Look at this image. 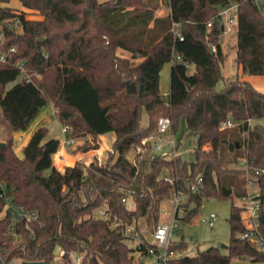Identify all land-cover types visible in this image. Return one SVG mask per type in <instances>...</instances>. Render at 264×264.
<instances>
[{
  "label": "trees",
  "instance_id": "trees-1",
  "mask_svg": "<svg viewBox=\"0 0 264 264\" xmlns=\"http://www.w3.org/2000/svg\"><path fill=\"white\" fill-rule=\"evenodd\" d=\"M10 1L0 0L4 48L17 47L13 57L25 60L32 80L13 63H0V122L9 135L0 142V181L13 188L14 204L37 211L39 218L29 228L17 223L21 240L14 242L10 215L0 216V251L6 261L19 257L75 264L74 257L80 256V264H150L135 259L122 223L113 226L110 219L95 216L106 199L113 217L118 210L123 216L117 219L128 223L144 218L153 230L161 204L181 190L188 197L182 218L187 224L206 198L243 197L247 172L257 170H263L259 181L264 233V125L255 123L264 118V90L239 76L217 89L227 58L219 22L226 4L238 5L236 61L241 71L264 77V0H18L21 10L4 5ZM163 4L168 12L158 15ZM28 11L39 17L28 18ZM16 18L22 21L21 31L11 26ZM118 49L131 55L121 56ZM176 56L182 60L171 64L166 100L160 73ZM47 103L57 109L59 121L71 127L72 138L89 135L95 141L82 144L83 150L99 148L100 136L114 132L109 159L102 163L95 156L89 164L76 160L60 170L54 155L61 141L46 139V126L34 131L19 156L14 132L27 129ZM158 114L171 118L173 135L181 130L197 136L191 161L151 148L130 158L155 131ZM228 119L237 124L225 127ZM177 141L179 147L182 138ZM198 177L204 183L192 191L190 183ZM129 196L134 207L124 216ZM4 206L0 199V213ZM241 211L233 202L228 253L210 246L184 255L188 243L183 240L172 246L177 254L167 264H231L233 257L264 260L255 243L239 236L245 231ZM57 248L65 254L57 256Z\"/></svg>",
  "mask_w": 264,
  "mask_h": 264
},
{
  "label": "built area",
  "instance_id": "built-area-1",
  "mask_svg": "<svg viewBox=\"0 0 264 264\" xmlns=\"http://www.w3.org/2000/svg\"><path fill=\"white\" fill-rule=\"evenodd\" d=\"M238 21V5L236 3L226 4L219 12V22L223 25L222 36L232 34L236 32ZM17 31L22 30V21L20 18H16L11 24ZM208 27L212 26V22H208ZM183 39V37H181ZM5 36L0 27V63L9 64L13 63L17 66L23 77L27 81L32 80V74L28 71L25 60L14 59V55L17 53V47L13 46L9 50L4 48ZM213 50L216 51L217 47L213 45ZM177 60H182L181 56H176L171 63ZM186 67L191 68V64L188 61H184ZM170 92H164L163 98L168 100ZM252 119L250 122L252 123ZM237 122L232 119H228L225 123V127H233ZM63 132L67 133L71 130L69 125L62 124ZM172 121L169 116L160 115L157 118V127L148 136L142 139L141 144L134 148V155H139L146 152L151 148L152 152L162 151L167 149L162 154H179L177 152L178 141L175 135L172 134ZM172 134L167 136V134ZM210 144V143H208ZM245 165V162H242ZM263 170H257L255 173L247 172L246 175V194L241 197V220L245 225V231L240 233L239 236L243 239H247L255 243L261 252H264V233L262 230V199H261V187L259 181V175ZM204 183L202 177H198L195 181L190 183V189L197 191ZM13 188L9 187L7 183L0 181V199H3L5 206L0 216L10 215L12 224L10 226V232L14 235V242L21 240V234L17 232V223H24L27 228L30 226L32 220L39 218V213L35 210L30 211L19 207L13 203V196L10 191ZM174 199V207L171 211V219L164 221L162 217H165V213L160 215L161 220L152 230L153 238L149 239L146 234L139 231L136 222L128 223L122 219H119V223L123 224V232L126 237L132 241L134 247V257L138 261H144L150 264H167L171 260L176 252L171 248L174 244H180L183 238H178L177 232L179 229L178 219H181L187 213L188 197L181 191H173L172 197ZM106 199L102 208L99 210L100 217L110 219L112 208H110ZM216 213H210L203 215L200 221L213 227L217 220ZM65 254L64 250H61L59 256ZM253 264H264V260H256L250 258ZM1 264H21L23 259L19 257H13L6 261L0 251ZM81 257H74L75 264H80Z\"/></svg>",
  "mask_w": 264,
  "mask_h": 264
},
{
  "label": "rangeland",
  "instance_id": "rangeland-1",
  "mask_svg": "<svg viewBox=\"0 0 264 264\" xmlns=\"http://www.w3.org/2000/svg\"><path fill=\"white\" fill-rule=\"evenodd\" d=\"M101 1H110V0H101ZM4 5L10 6L11 8H14L15 10H21L22 6L20 1L18 0H12L9 3H6ZM168 12V7L166 4H163L160 9L158 10V15H166ZM28 18H37L39 17L36 13H31V11H28L27 14ZM223 49L226 53V61L222 65V74L224 75V78L221 79L217 84V89H221L225 85V81L227 79H235L238 76L243 79H248L252 81L260 90H264V77L256 76V75H249L244 74L241 71V68L239 67L237 61H236V36L235 33L228 34L226 36H223ZM118 54L124 57H129L131 54L123 49H118ZM135 61H139L135 60ZM171 62L167 63L161 73H160V89L161 93L169 92L170 90V70H171ZM192 69V66H191ZM35 77L40 78V75H35ZM34 77V78H35ZM123 96L122 94L119 95L118 100H122ZM163 114H158L157 116H160ZM149 122L148 115L144 111L143 118H142V124L146 126ZM255 123H261L264 125V118H258L255 120ZM40 126H46L48 129L46 139H49L51 137L59 138L61 142L65 141L70 137V132L64 133L63 132V125L58 119L57 116V109L53 107L51 103H47L45 106H43L38 113V115L31 121L28 128L25 130H18L14 132V141H15V151L19 156H23V147L25 144V141L28 139L29 135L38 127ZM172 134H167V136H171ZM9 135L4 127V124L0 122V142H6ZM176 137L182 138L181 143L179 144V147L177 148V152L181 154V156L191 161L193 159V149L197 145V136L196 135H188V134H182L181 130H179L176 133ZM81 138V137H78ZM102 142L104 145L109 146L112 145L116 139V135L114 132H109L106 134H103ZM95 142V141H94ZM91 140V136L84 137L83 145L85 144H93L94 143ZM100 147V142L98 143ZM80 145V151L87 152L89 150L98 149V148H91L88 150H83L82 146ZM211 144H207L206 148L210 149ZM167 149H164L162 151H157L158 153H164ZM106 154V153H105ZM111 156V155H110ZM109 156V157H110ZM134 156V153L132 152L130 154V158ZM105 156L102 158L101 162L104 163ZM54 159L56 160V167L60 170H64L66 164H70L73 162L74 158L72 156H68L63 146L60 147V150L54 155ZM65 160L62 163H58V160ZM85 163L84 159H78ZM234 204H241V199L238 197H234V200L231 198L227 199H218L215 197L206 198L203 202L202 207L200 208L197 215L193 217V219L187 223L184 224L183 220L178 219L179 224V231L177 232L178 238H183L184 241L188 243V247L186 250H184L182 253L184 255H195L198 250H204L210 246H216L221 248V250L224 253H228V248L223 247V245L228 246L230 244L231 240V228H230V222L229 217L231 213V207L232 203ZM191 205V204H190ZM103 206V205H102ZM102 206L94 212L95 216L100 217L99 210L102 208ZM134 207V202L129 196L127 200H125V208L123 209L124 216H128L127 212L125 210L132 209ZM174 207V199L170 198L168 200H165L161 204V212L160 215L165 213V217H162V220L167 221L171 219V211ZM210 213H216L217 214V220L213 227H210L209 225L203 223L200 221L201 216L207 215ZM114 217L112 213L110 214V220L112 221L113 226H116L119 223V219H117V216H123L121 213L119 214V211H114ZM133 222H136L139 226L138 229L140 232L147 235L149 239L153 238L152 229L149 227L146 223V220L144 218H140L138 220L133 219ZM161 218L159 219V221ZM130 243L132 241L129 240ZM61 250L57 248L56 255L61 254ZM177 254V253H176ZM77 257V256H75ZM53 264H64L62 260H57ZM231 264H253V261L250 258L247 257H233Z\"/></svg>",
  "mask_w": 264,
  "mask_h": 264
},
{
  "label": "crops",
  "instance_id": "crops-1",
  "mask_svg": "<svg viewBox=\"0 0 264 264\" xmlns=\"http://www.w3.org/2000/svg\"><path fill=\"white\" fill-rule=\"evenodd\" d=\"M34 131L29 135L28 139L25 141L24 146L26 145V143L28 142L29 138L34 133ZM101 137H102V135L99 138L100 147L98 149L89 150L87 152H82V151H80V148H79L80 145H82L83 142H84V137H81V138H72L70 136L68 139H66L65 141L61 142L59 147L63 146V149H64L65 153L68 156H72L74 158V160H73L72 163L66 164V167L68 165L74 164V162L76 160H78V159H84V161H85L86 164H89L92 161L93 157H95V156L99 157L101 160H102V158L104 156H105V159H107L111 155V153L113 151V144L114 143L112 145L106 146V145L103 144ZM106 161L107 160H105L104 162H106ZM54 164L56 166V160L55 159H54Z\"/></svg>",
  "mask_w": 264,
  "mask_h": 264
},
{
  "label": "water",
  "instance_id": "water-1",
  "mask_svg": "<svg viewBox=\"0 0 264 264\" xmlns=\"http://www.w3.org/2000/svg\"><path fill=\"white\" fill-rule=\"evenodd\" d=\"M2 146H5V143L1 144ZM223 247H227L223 245ZM21 264H44L43 261H29V260H23Z\"/></svg>",
  "mask_w": 264,
  "mask_h": 264
}]
</instances>
